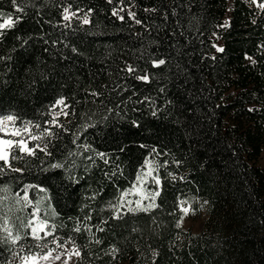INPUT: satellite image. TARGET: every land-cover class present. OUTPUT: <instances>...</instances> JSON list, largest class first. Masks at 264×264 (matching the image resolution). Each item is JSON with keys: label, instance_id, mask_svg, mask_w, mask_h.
<instances>
[{"label": "trees", "instance_id": "trees-1", "mask_svg": "<svg viewBox=\"0 0 264 264\" xmlns=\"http://www.w3.org/2000/svg\"><path fill=\"white\" fill-rule=\"evenodd\" d=\"M261 4L0 0L17 20L0 30V115L52 133L50 154L0 172V240L38 208L74 264H264ZM146 173V196L124 195ZM35 243H0V264Z\"/></svg>", "mask_w": 264, "mask_h": 264}, {"label": "snow or ice", "instance_id": "snow-or-ice-1", "mask_svg": "<svg viewBox=\"0 0 264 264\" xmlns=\"http://www.w3.org/2000/svg\"><path fill=\"white\" fill-rule=\"evenodd\" d=\"M109 3L112 2V0H108ZM255 2V0H254ZM13 5H16L17 0H12ZM260 7L264 8V4H261ZM17 11H23L22 8L17 7ZM122 10V9H121ZM65 15L64 20H69L70 16L68 14L69 10L66 8L64 9ZM4 13H0V17H4ZM71 15H75V13H72ZM113 15L118 16L119 12L117 10H113ZM120 19H123L122 16L119 17ZM17 20H14L13 17L9 14L6 18H3L0 20V30L3 29H10L14 27ZM84 23H88V20L85 18L83 21ZM139 23V21H137ZM218 51H223V49H217ZM159 63L163 64L164 61H160ZM129 71H132L131 68L128 69ZM139 79L147 80V77H139ZM58 104H63L64 101L60 100L57 102ZM67 115V113H65ZM15 117L9 115L3 118H0V172L4 170L5 167L11 168L12 171L19 172L20 169L12 168L11 160L16 159H23L25 155L27 156H33L36 154V150L39 149L41 152H45L46 154H50L47 152V146L40 147L39 144L35 145L34 147H29V143L31 141L35 140H41L44 138V135L50 136L52 133L49 130H45V133H42L40 136L32 134L30 122L28 124H25L22 128L12 126L9 128L6 124L13 123L15 121ZM52 123H55V120L52 121ZM35 127H40L39 125H36ZM62 127V126H61ZM25 135H27L28 139H25ZM5 137H13V138H5ZM54 167H60V165H54ZM139 179V177H138ZM156 183H159L157 180ZM128 193H124V195H127ZM158 195V193H156ZM23 201L27 204L30 203L28 201L27 195H25L23 198ZM131 203V202H129ZM137 206H139V201L136 202ZM151 207V205H149ZM132 211L133 209H129ZM143 211H148V207H144L142 209ZM183 213L186 215L188 213L187 208L181 209ZM39 209L37 208L35 212L33 213L34 216L37 217L36 220H29L28 223L25 225L26 228L30 229V231L25 232V234L22 236L19 233L13 235L12 230L6 226L3 227V231L6 234L5 237L0 240V243H10L12 245L19 244L22 240H31L35 241L36 243L34 245H29V251L28 253L24 255H19V253H14V256H19V259L21 261V264H39V260H48L49 256L51 255V252L54 250L52 248H49V244L55 245L56 248H64L65 244L71 242L64 241V243L60 242V238L53 235L54 233V227L52 230H49V226L47 225L46 221L39 220L38 218ZM76 231H79L80 229H75ZM43 233V235H41ZM49 236H53V239L49 241L47 238ZM40 248L43 250L44 248H48V252L41 257L40 253H33L31 251L32 247ZM20 252H24V245H21ZM72 252L79 256L80 253L75 247L73 248ZM70 253L69 255H71ZM55 259H60L59 256L55 257ZM67 264V262H65Z\"/></svg>", "mask_w": 264, "mask_h": 264}, {"label": "rangeland", "instance_id": "rangeland-1", "mask_svg": "<svg viewBox=\"0 0 264 264\" xmlns=\"http://www.w3.org/2000/svg\"><path fill=\"white\" fill-rule=\"evenodd\" d=\"M64 108H65L64 104H58L57 103L55 115L61 114V112ZM6 116H9V115H4V116L0 115V118L6 117ZM6 124L9 128H11L12 126L17 127L15 124V121L13 123L6 122ZM31 131H32V134L37 135V136H40L42 133H45V132H42L40 134H37L36 131L32 128H31ZM5 138H13V137H5ZM13 139H18V137L13 138ZM25 139H28L27 135H25ZM39 141L40 140H35V141H31L30 143L37 144ZM149 171H150V169H148L147 172H149ZM148 174L149 173H146L141 178H139L138 182L134 185L132 190L128 193L130 198L132 197V195H139L142 198L146 196L145 187H146V181L148 178ZM139 205H141L140 202H139ZM183 208H187V207H183ZM184 222L187 225H191L192 227L197 228L198 222H195L191 216L187 217ZM73 248H74V246L71 243L65 244L64 248H52L54 250L51 252V255L49 256L48 260L40 259L39 264H65V262H67V264H74L79 256L75 255L72 252ZM47 252L48 251L40 253L41 257L43 255H45ZM70 253H72V254L69 255ZM57 256H59L60 259H58V260L55 259V257H57ZM10 264H21V261L19 258H13Z\"/></svg>", "mask_w": 264, "mask_h": 264}]
</instances>
